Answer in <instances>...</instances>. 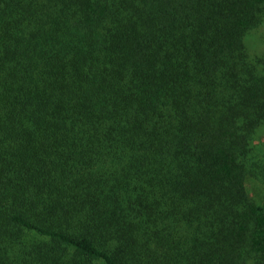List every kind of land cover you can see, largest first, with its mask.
<instances>
[{
  "label": "trees",
  "instance_id": "trees-1",
  "mask_svg": "<svg viewBox=\"0 0 264 264\" xmlns=\"http://www.w3.org/2000/svg\"><path fill=\"white\" fill-rule=\"evenodd\" d=\"M263 24L264 0H0V264H264Z\"/></svg>",
  "mask_w": 264,
  "mask_h": 264
},
{
  "label": "rangeland",
  "instance_id": "rangeland-1",
  "mask_svg": "<svg viewBox=\"0 0 264 264\" xmlns=\"http://www.w3.org/2000/svg\"><path fill=\"white\" fill-rule=\"evenodd\" d=\"M254 32V31H253ZM264 24L261 25L254 33L250 34L248 44L252 51L257 54L264 53ZM254 146L255 156L258 160H261L264 165V125L261 126L255 133L252 140ZM260 180H264V170L261 172L258 178L253 177L246 183L250 194L255 202L264 203V184L260 183Z\"/></svg>",
  "mask_w": 264,
  "mask_h": 264
}]
</instances>
